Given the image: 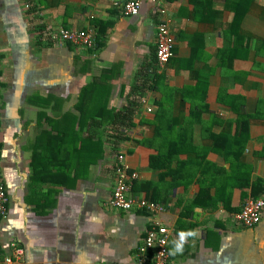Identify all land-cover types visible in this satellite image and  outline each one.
<instances>
[{
  "label": "crops",
  "instance_id": "0c3cea01",
  "mask_svg": "<svg viewBox=\"0 0 264 264\" xmlns=\"http://www.w3.org/2000/svg\"><path fill=\"white\" fill-rule=\"evenodd\" d=\"M125 1L32 0L33 13L27 14L25 0H0V179L8 195L7 216L0 220V264L12 241L22 250V264H137V246L155 219L171 230L169 264H264V208L254 227L235 219L250 187H232L234 177L224 185L231 172L222 155L209 151L195 168L194 181L169 188L167 181L159 182V170L149 167L156 150L133 144L152 137L154 124L140 120L154 118L155 101L170 88L185 89L189 96L165 102L170 118L160 123L187 121L200 96L193 87L205 79V110L193 123V144L207 148L210 135L219 132L231 137L240 108L250 123L239 162L250 167V182H264V157L257 156L264 137V0H140L136 16L123 14ZM241 10L245 14L234 27V11ZM161 17L174 37V55L155 71L119 152L139 176L132 194L148 196L140 184L156 182L150 190L164 210L120 211L107 204L115 178V154L107 152L88 170L82 168L72 184L58 187L46 213L35 212L27 183L40 107L30 97H51L46 111L56 116L73 110L81 89L104 75L110 89L102 103L126 106L139 70L152 61ZM98 22L111 24L99 51L61 42L56 34L60 27L82 30ZM201 187L205 207L190 206ZM259 196L264 198V190Z\"/></svg>",
  "mask_w": 264,
  "mask_h": 264
},
{
  "label": "trees",
  "instance_id": "16d2710c",
  "mask_svg": "<svg viewBox=\"0 0 264 264\" xmlns=\"http://www.w3.org/2000/svg\"><path fill=\"white\" fill-rule=\"evenodd\" d=\"M25 1L26 13H33L32 0ZM244 14L243 10L234 11L231 25L238 26ZM96 24L97 26H93L96 33L92 49L99 51L106 43L107 28L111 24L105 25L102 22ZM199 39L201 40V36ZM262 46L264 50V39ZM194 55H196L195 51L194 54L192 52V57ZM151 60L139 70L138 84L130 87L127 105L118 109L105 106L110 86L105 83L104 75H102L101 82L94 80L81 89L73 110L61 112L56 116L48 115L46 111L47 104L52 100L51 97L40 95L30 97V100L37 102L36 104L40 107L36 115L37 125L40 129L30 144V175L27 183L28 198L33 204L35 212L46 213L53 205L54 200L52 198L58 187L72 184L80 176L82 168L88 170L107 152L116 155L119 153L121 144L130 139V133L135 125L134 119L142 106L141 98L145 90L151 87L156 75L155 68L150 69L151 63L155 61V48ZM197 81L198 83L193 87V90L195 95L200 92V96L196 99L198 105H193L190 108L187 121L174 124L168 121L167 125L160 123L161 120L167 121L170 118L168 113L170 109L163 105L165 102L174 99L175 96H180L182 99L189 96L187 93L189 91L185 89L170 88L168 92L155 101L157 108L154 118L152 120H140V124L143 122L154 124L152 137L135 139L133 144L156 150V153L149 157V167L159 170V182L167 181L166 184L169 188L178 185L185 187L194 181L195 168L205 161L206 154L211 151L222 155L223 159L230 163L229 172L231 173L227 174L224 185L229 186V180L234 177L232 180L235 179L236 184L233 183L232 187L237 186L241 189L250 187V197H259L264 190V182L260 179L250 182V167L239 162L248 140L250 115L241 114L239 108L235 121L236 129L228 139L224 132H219L210 135L212 144L207 148H199L193 144V123L205 110L202 105L205 95V79L198 78ZM48 99L50 100L48 101ZM219 100L224 102L221 92ZM44 123L47 126H44ZM257 156L259 158L264 157V137L263 146L258 150ZM244 172L246 176L242 177ZM155 185L156 182L140 184L146 192L150 191L146 197L158 202V199L153 196L154 192L150 190ZM133 186L135 187V185ZM204 194L205 188L201 187L189 205L205 207L201 203Z\"/></svg>",
  "mask_w": 264,
  "mask_h": 264
},
{
  "label": "built area",
  "instance_id": "2783aa9c",
  "mask_svg": "<svg viewBox=\"0 0 264 264\" xmlns=\"http://www.w3.org/2000/svg\"><path fill=\"white\" fill-rule=\"evenodd\" d=\"M141 7L140 0H127L121 5V10L126 16H136ZM161 11V10H160ZM162 12V11H161ZM93 26L82 30H72L64 27L57 29L59 41L74 46L93 48L95 39ZM175 41L170 33L169 25L162 17L157 24L154 68L159 71L164 64L174 55ZM151 111V108H147ZM114 184L107 204L120 211L134 209L146 210L157 214L164 210L159 202H154L146 196H134L132 188L138 180V173L133 171L125 161V154L119 152L115 155L113 166ZM8 195L5 184L0 179V220L7 216ZM264 208V198L248 197L235 219L244 227H254L261 219ZM170 233L171 230L158 220H153L146 228L136 249L137 264H169L170 262ZM2 264H22V250L14 241L10 243L9 253L3 257Z\"/></svg>",
  "mask_w": 264,
  "mask_h": 264
}]
</instances>
